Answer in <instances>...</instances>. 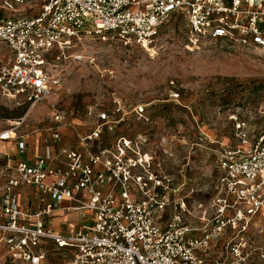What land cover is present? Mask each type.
I'll use <instances>...</instances> for the list:
<instances>
[{
	"label": "built area",
	"instance_id": "obj_1",
	"mask_svg": "<svg viewBox=\"0 0 264 264\" xmlns=\"http://www.w3.org/2000/svg\"><path fill=\"white\" fill-rule=\"evenodd\" d=\"M173 16L187 22L191 43L264 49V0H0V106L33 109L49 99L58 87L50 57L84 39L111 37L153 56ZM26 120L0 133V142H17L19 157H31L14 165L6 155L0 175V264H42L49 246L60 264H264V246L251 238L264 219V136L250 143L240 133L246 147L222 150L216 195L203 202L194 189L184 195L173 177L151 172L124 136L101 148L119 123L106 113L90 133H77L80 150L58 156L30 148L29 133L18 135ZM51 121L43 132L58 141L71 124L62 113ZM21 187L39 192L44 206L23 211ZM59 210L80 213L79 226L52 230Z\"/></svg>",
	"mask_w": 264,
	"mask_h": 264
},
{
	"label": "rangeland",
	"instance_id": "obj_2",
	"mask_svg": "<svg viewBox=\"0 0 264 264\" xmlns=\"http://www.w3.org/2000/svg\"><path fill=\"white\" fill-rule=\"evenodd\" d=\"M50 61L57 90L33 109L0 106V133L25 116L20 133L42 130L62 113L71 124L63 139L72 146L77 133H90L98 115L106 113L119 123L101 148L124 136L151 172L173 177L184 195L194 189V200L203 202L216 195L222 150L246 147L240 133L250 143L264 136V49L228 41L191 43L188 24L179 16L165 21L153 56L107 37L56 50ZM251 238L264 246V219ZM48 251L42 264L62 262L52 246ZM5 257L0 242V260Z\"/></svg>",
	"mask_w": 264,
	"mask_h": 264
},
{
	"label": "crops",
	"instance_id": "obj_3",
	"mask_svg": "<svg viewBox=\"0 0 264 264\" xmlns=\"http://www.w3.org/2000/svg\"><path fill=\"white\" fill-rule=\"evenodd\" d=\"M67 128H63L61 130V139L56 141L52 138V135L46 132H43L44 129L42 130H36L33 132L29 133V139H28V145L30 148H36L41 150L42 152L48 151L52 155L58 156L60 151L65 148L73 149V150H80L81 146L79 144V141L72 146L68 145V140H64L63 136L66 138V135H64V131ZM25 134V133H23ZM22 135V132L19 134ZM67 135H69L67 133ZM70 136V135H69ZM6 155H9L12 157V163L14 165L18 164L19 161L23 159H28L30 160V156L26 155L25 157H19L17 154V142L15 140H10V141H4L0 142V160H2V163H0V175H2L3 171V165L6 163ZM55 167H60L61 163L56 162L54 163ZM0 183H1V188H0V197H1V191L4 187L5 180L1 178L0 176ZM19 194V203L21 206V209L23 211L30 210L32 213L40 210L44 206V197L41 196L39 192L33 189H28L26 187H21L18 190ZM81 198H84V195H80ZM70 202L65 201V206H69ZM71 216H75V219H69ZM55 222H60L59 226H51ZM81 223V217L80 213L74 212V211H67V210H59L57 211L53 219L50 220V228L54 230L56 233H64L68 230L69 227L75 225L79 226Z\"/></svg>",
	"mask_w": 264,
	"mask_h": 264
},
{
	"label": "trees",
	"instance_id": "obj_4",
	"mask_svg": "<svg viewBox=\"0 0 264 264\" xmlns=\"http://www.w3.org/2000/svg\"><path fill=\"white\" fill-rule=\"evenodd\" d=\"M22 107H28V105H22V106H19V107H16V108H22Z\"/></svg>",
	"mask_w": 264,
	"mask_h": 264
},
{
	"label": "bare ground",
	"instance_id": "obj_5",
	"mask_svg": "<svg viewBox=\"0 0 264 264\" xmlns=\"http://www.w3.org/2000/svg\"><path fill=\"white\" fill-rule=\"evenodd\" d=\"M9 134H11V133H9ZM9 134H8V133H6V134L4 135V137H8V136H9Z\"/></svg>",
	"mask_w": 264,
	"mask_h": 264
}]
</instances>
